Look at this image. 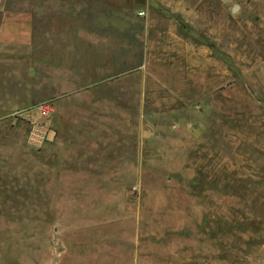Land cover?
<instances>
[{"label":"rangeland","instance_id":"374dc122","mask_svg":"<svg viewBox=\"0 0 264 264\" xmlns=\"http://www.w3.org/2000/svg\"><path fill=\"white\" fill-rule=\"evenodd\" d=\"M64 3L90 84L38 148L0 98V264H264V0Z\"/></svg>","mask_w":264,"mask_h":264},{"label":"crops","instance_id":"0c3cea01","mask_svg":"<svg viewBox=\"0 0 264 264\" xmlns=\"http://www.w3.org/2000/svg\"><path fill=\"white\" fill-rule=\"evenodd\" d=\"M65 6L64 0H0V98L12 105L7 111L14 104L52 99L57 93L52 90L53 86L55 89L89 86L87 70L86 75H82V70L81 74L73 75V69L67 66L66 54L56 43L64 37L56 38L48 33L54 13ZM59 64L67 74L56 83L51 72ZM100 72H104V68ZM13 86L14 89H10ZM36 88L52 92L35 91Z\"/></svg>","mask_w":264,"mask_h":264},{"label":"built area","instance_id":"2783aa9c","mask_svg":"<svg viewBox=\"0 0 264 264\" xmlns=\"http://www.w3.org/2000/svg\"><path fill=\"white\" fill-rule=\"evenodd\" d=\"M33 115L27 117L28 130L26 133V142L29 146L38 148L44 143L51 133L49 127L45 124L47 119L53 113L51 102H41L30 109ZM18 113H16L17 115Z\"/></svg>","mask_w":264,"mask_h":264},{"label":"water","instance_id":"95a60500","mask_svg":"<svg viewBox=\"0 0 264 264\" xmlns=\"http://www.w3.org/2000/svg\"><path fill=\"white\" fill-rule=\"evenodd\" d=\"M223 2H227L228 0H222ZM235 12V7H232L230 10V13H234Z\"/></svg>","mask_w":264,"mask_h":264}]
</instances>
